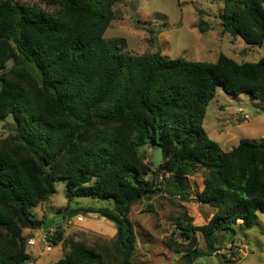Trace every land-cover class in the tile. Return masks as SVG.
<instances>
[{
	"label": "trees",
	"instance_id": "trees-1",
	"mask_svg": "<svg viewBox=\"0 0 264 264\" xmlns=\"http://www.w3.org/2000/svg\"><path fill=\"white\" fill-rule=\"evenodd\" d=\"M120 1L42 0L56 8L49 13L0 0V120L16 121L0 141V264H32L28 239L45 225L33 210L57 181L69 202H113L78 211L111 221L117 233L112 247L75 242L54 264H135L132 208L161 190L160 178L164 190L189 201V178L203 175L196 200L213 217L196 227L184 214L175 225L185 242H171L190 264L215 255L220 235L248 231L264 214V143L242 140L226 152L203 126L219 88L264 104V57L239 63L220 54L211 63L124 52L105 38ZM223 2V32L264 46V0ZM148 146L164 150L158 168L142 155ZM46 238L58 247L63 233Z\"/></svg>",
	"mask_w": 264,
	"mask_h": 264
},
{
	"label": "rangeland",
	"instance_id": "rangeland-1",
	"mask_svg": "<svg viewBox=\"0 0 264 264\" xmlns=\"http://www.w3.org/2000/svg\"><path fill=\"white\" fill-rule=\"evenodd\" d=\"M16 1L49 13L56 11L42 0ZM114 10L116 19L105 38L123 45L122 50L133 55L160 53L172 60L211 63L216 62L220 54L239 63L258 62L264 57V46H248L243 39L223 32V0H121ZM201 20L206 32L199 27ZM203 126L209 138L226 152L242 140L264 143V104L249 94L232 95L219 88L209 102ZM15 127L13 116L0 120V141L8 138ZM155 150L152 146L142 149L147 163H154ZM188 181L189 201L164 190L160 178L157 185L161 190L132 208L131 220L137 233L135 264H190L184 254L177 253L171 246L172 240L185 242L175 221L187 214L193 219L194 226L201 227L211 220L214 209L196 200L204 189L202 173ZM109 202L91 198H74L69 202L66 183L57 181L55 194L33 210L34 219L45 221V225L32 232L31 237L37 242L36 246L29 247L32 264L56 263L75 242L112 247L117 233L115 224L98 214L78 211L87 206L112 207ZM59 230L63 233L60 246L52 247L49 241L46 244L41 241L49 234L53 237ZM236 232L220 235L219 251L210 257L203 256L193 264H227L229 260L236 261L235 264H264V214L250 230L237 227ZM29 233L31 231L25 234ZM197 237L200 250L205 252L203 236L198 233Z\"/></svg>",
	"mask_w": 264,
	"mask_h": 264
},
{
	"label": "water",
	"instance_id": "water-1",
	"mask_svg": "<svg viewBox=\"0 0 264 264\" xmlns=\"http://www.w3.org/2000/svg\"><path fill=\"white\" fill-rule=\"evenodd\" d=\"M154 166L158 168L159 165L163 162L164 159V150L163 148L156 149L153 154Z\"/></svg>",
	"mask_w": 264,
	"mask_h": 264
},
{
	"label": "built area",
	"instance_id": "built-area-1",
	"mask_svg": "<svg viewBox=\"0 0 264 264\" xmlns=\"http://www.w3.org/2000/svg\"><path fill=\"white\" fill-rule=\"evenodd\" d=\"M81 218L82 217H80L78 219H81ZM41 241L43 243H45V244L48 243V239L46 237L45 238H42ZM28 245L31 246V247H33V246H36L37 245V242L35 241L34 238H30V239H28Z\"/></svg>",
	"mask_w": 264,
	"mask_h": 264
}]
</instances>
